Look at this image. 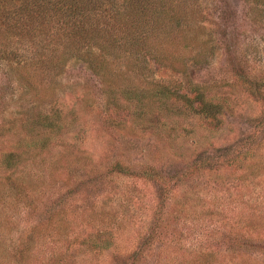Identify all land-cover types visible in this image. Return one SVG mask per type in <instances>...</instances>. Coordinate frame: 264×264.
Returning a JSON list of instances; mask_svg holds the SVG:
<instances>
[{
    "label": "trees",
    "instance_id": "trees-1",
    "mask_svg": "<svg viewBox=\"0 0 264 264\" xmlns=\"http://www.w3.org/2000/svg\"><path fill=\"white\" fill-rule=\"evenodd\" d=\"M204 1L0 0V61L8 63L22 89L17 119L9 127L0 126L2 137L13 132L17 137V145L0 155V264H67L60 259L50 262L65 258L71 244L102 254L116 245L106 229L120 232L129 220L128 199L118 203L119 211L113 216L103 210L98 217L85 215L81 221L63 206L52 210L18 243H8L18 230L13 216L23 207H36L45 188L57 183L58 177L65 181L71 171L82 167L88 175L102 172L92 168L91 158L75 141L76 119L70 120L59 102L58 78L70 63L85 64L99 78L107 121L113 127L151 135L163 133L175 117H199L214 130L224 127L228 99L212 86L196 83L189 74L193 67L209 65L216 54L205 23ZM245 1L252 19L260 22L264 0ZM154 66L182 79H158ZM248 90L264 100V81L251 82ZM218 152L219 158L205 156L196 163L202 170L226 165L241 172L235 218L227 217L229 221L220 228H229L264 250V187L259 184L260 195L245 192L250 178L263 181L264 161L249 165V152L237 145ZM115 168L120 174L130 170L121 163ZM138 176L164 179L152 167ZM85 225L95 233L84 237ZM151 239V235L145 237L121 261L138 264ZM190 255L193 264H260L215 252Z\"/></svg>",
    "mask_w": 264,
    "mask_h": 264
},
{
    "label": "rangeland",
    "instance_id": "rangeland-1",
    "mask_svg": "<svg viewBox=\"0 0 264 264\" xmlns=\"http://www.w3.org/2000/svg\"><path fill=\"white\" fill-rule=\"evenodd\" d=\"M203 8L216 54L209 65L193 67L189 74L196 83L212 86L228 99L224 127L214 130L199 117L172 118L163 133L151 135L113 127L107 121L99 78L85 64L70 63L58 78L59 102L69 119H76L75 141L91 158L92 168L102 172L88 175L82 167L65 177L66 184L58 177L57 183L45 186L36 207H23L13 216L18 230L8 243H18L54 209L66 206L81 221L85 215L98 217L103 210L113 216L119 211L118 203L128 199L125 228L120 232L106 229L115 246L99 254L71 244L65 258L56 257L50 263L60 259L67 264H132L120 257L151 235L138 264H193V252L221 253L238 257V262L253 259L264 264L262 245L220 228L229 221L227 217L235 218L241 172L226 165L202 170L196 163L205 156L219 158L218 150L235 145L249 152V165L264 161V100L248 90L251 82L264 81V18L253 20L245 0H205ZM154 70L158 79H182L169 69L154 66ZM21 92L8 63L0 61V126L9 127L17 119ZM13 134L0 135V155L17 145ZM118 163L130 170L120 174L115 168ZM146 167L164 179H140L138 174ZM250 179L245 192L262 194L259 184L264 187V178ZM85 228L84 237L95 233ZM215 230L218 234L214 235Z\"/></svg>",
    "mask_w": 264,
    "mask_h": 264
}]
</instances>
